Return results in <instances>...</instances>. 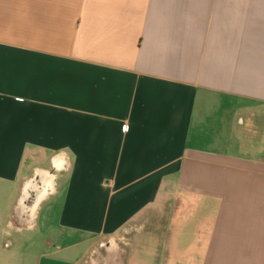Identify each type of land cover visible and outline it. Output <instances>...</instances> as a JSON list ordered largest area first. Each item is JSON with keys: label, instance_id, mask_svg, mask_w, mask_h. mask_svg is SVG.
<instances>
[{"label": "crops", "instance_id": "crops-1", "mask_svg": "<svg viewBox=\"0 0 264 264\" xmlns=\"http://www.w3.org/2000/svg\"><path fill=\"white\" fill-rule=\"evenodd\" d=\"M110 242L264 264V0H0V264Z\"/></svg>", "mask_w": 264, "mask_h": 264}, {"label": "rangeland", "instance_id": "rangeland-1", "mask_svg": "<svg viewBox=\"0 0 264 264\" xmlns=\"http://www.w3.org/2000/svg\"><path fill=\"white\" fill-rule=\"evenodd\" d=\"M151 230L153 225L150 226ZM25 235L32 236V233L29 231L25 232ZM36 237V235L34 234ZM127 250L125 247H122L118 242L108 243L103 252H98L95 254L93 260L90 264H125L127 260ZM138 260V261H137ZM141 260L135 257L129 259V264H137Z\"/></svg>", "mask_w": 264, "mask_h": 264}, {"label": "water", "instance_id": "water-1", "mask_svg": "<svg viewBox=\"0 0 264 264\" xmlns=\"http://www.w3.org/2000/svg\"><path fill=\"white\" fill-rule=\"evenodd\" d=\"M38 204H39V202H37V203H35V205L33 206V209H31V215H30V217H33V214L35 213V211H36V209H37V207H38Z\"/></svg>", "mask_w": 264, "mask_h": 264}]
</instances>
